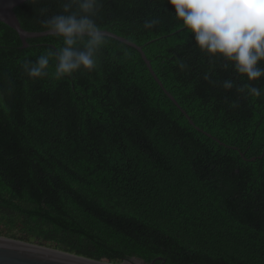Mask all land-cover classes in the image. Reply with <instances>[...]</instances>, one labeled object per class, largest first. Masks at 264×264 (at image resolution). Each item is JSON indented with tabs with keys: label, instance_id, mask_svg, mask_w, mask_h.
<instances>
[{
	"label": "trees",
	"instance_id": "16d2710c",
	"mask_svg": "<svg viewBox=\"0 0 264 264\" xmlns=\"http://www.w3.org/2000/svg\"><path fill=\"white\" fill-rule=\"evenodd\" d=\"M64 3L15 12L43 31ZM94 18L142 46L195 124L225 144L190 123L137 48L106 36L94 71L56 79L53 60L32 78L22 64L61 38L23 48L0 21V234L112 262L264 264V77L202 52L168 0H98Z\"/></svg>",
	"mask_w": 264,
	"mask_h": 264
},
{
	"label": "clouds",
	"instance_id": "9594fccd",
	"mask_svg": "<svg viewBox=\"0 0 264 264\" xmlns=\"http://www.w3.org/2000/svg\"><path fill=\"white\" fill-rule=\"evenodd\" d=\"M168 4L202 52L221 58L225 67L230 64L249 81L264 77V0H168ZM97 7L98 0H65L63 12L45 21V27L61 38V45L39 55L34 63L24 62L27 75L47 77L53 60L56 79L81 70L94 71L107 44L106 34L94 18ZM155 23L146 21L145 27ZM233 86L232 80L223 82L225 89ZM247 87L249 94L261 95L258 87Z\"/></svg>",
	"mask_w": 264,
	"mask_h": 264
},
{
	"label": "water",
	"instance_id": "95a60500",
	"mask_svg": "<svg viewBox=\"0 0 264 264\" xmlns=\"http://www.w3.org/2000/svg\"><path fill=\"white\" fill-rule=\"evenodd\" d=\"M26 1L28 0H0V21L17 31L21 38V41L23 42V45L21 46L23 48L29 46V43L27 41L28 38H37L48 35H54L48 29L43 31H31L25 29L22 26L18 14L15 12V8ZM102 30L104 31L106 36L113 37L119 41H122L130 46L137 48L158 84L163 88V90L167 93L171 100L178 107H180L181 111L186 115L190 123L194 125L198 130L203 131L208 136L215 138L222 144H225L216 137H214L211 133L204 131L195 124L194 120L180 106L176 98L165 88L163 82L153 69L152 63L144 52L142 46L112 31L106 29ZM241 155L244 157L243 153ZM251 159H256V157H253ZM5 233L11 234L9 232ZM131 260H139L142 261L143 264L154 263V261L151 263H147L140 257L128 258L122 262L97 260L52 246L15 239L0 234V264H126Z\"/></svg>",
	"mask_w": 264,
	"mask_h": 264
},
{
	"label": "rangeland",
	"instance_id": "374dc122",
	"mask_svg": "<svg viewBox=\"0 0 264 264\" xmlns=\"http://www.w3.org/2000/svg\"><path fill=\"white\" fill-rule=\"evenodd\" d=\"M24 3H25V2H24ZM3 225H4V224H3L2 222H0V231H6V228H7V227H4ZM13 231H15L16 233H18V231L15 230V229H11V230L8 229V232H9V233H12Z\"/></svg>",
	"mask_w": 264,
	"mask_h": 264
},
{
	"label": "bare ground",
	"instance_id": "6f19581e",
	"mask_svg": "<svg viewBox=\"0 0 264 264\" xmlns=\"http://www.w3.org/2000/svg\"><path fill=\"white\" fill-rule=\"evenodd\" d=\"M126 264H143V263H142V261H139V260H131Z\"/></svg>",
	"mask_w": 264,
	"mask_h": 264
}]
</instances>
